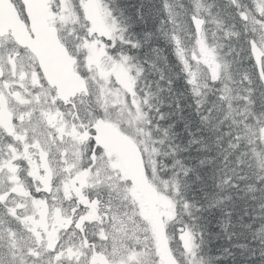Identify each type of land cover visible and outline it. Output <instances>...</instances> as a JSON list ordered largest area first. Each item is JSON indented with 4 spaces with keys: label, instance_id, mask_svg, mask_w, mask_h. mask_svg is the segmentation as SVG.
<instances>
[{
    "label": "snow or ice",
    "instance_id": "snow-or-ice-1",
    "mask_svg": "<svg viewBox=\"0 0 264 264\" xmlns=\"http://www.w3.org/2000/svg\"><path fill=\"white\" fill-rule=\"evenodd\" d=\"M230 4L227 27H217L232 38L231 65L206 43L200 0L188 15L195 66L176 54L194 95L202 75L205 86L222 85V99L231 91L225 81L238 80L255 116L256 92L264 91V0ZM87 21L99 38L85 37L83 55L55 31L4 38L11 47L0 52V264H178L167 231L173 213L157 207L173 202L146 165L132 163L136 149L124 125L140 120L141 109L130 58L108 50L115 23ZM254 134L264 139L258 118ZM181 238L191 251L190 234Z\"/></svg>",
    "mask_w": 264,
    "mask_h": 264
},
{
    "label": "trees",
    "instance_id": "trees-1",
    "mask_svg": "<svg viewBox=\"0 0 264 264\" xmlns=\"http://www.w3.org/2000/svg\"><path fill=\"white\" fill-rule=\"evenodd\" d=\"M136 3H139V5H137ZM132 4H134V7L131 8L129 11L124 7V6H130ZM117 5H119V10H118V13L120 14L119 16H120L122 21H125L124 23H125L126 27L129 29V32L134 36H136L135 33H141L140 39H139L140 42L142 41L144 34L147 32L154 33V30H156V29L161 30L162 31V38H164V36H165L164 31L165 30H171V50H170V48L169 49L164 48L168 52L165 50H163V52L160 51L163 54H165L164 56L167 58L168 61L171 59L168 63V65L171 66V71H169L170 73L168 72L167 74L168 75H170V74L175 75V79L171 78L168 82L164 79L168 84L171 85V98L168 101V103H170V105H171V115L168 119L164 117L166 122L162 121L160 123H161V126H163V127L165 125V130H166V127L168 128V130H166L167 134L165 137L166 144L176 143L178 141V139L180 138V134L177 133V130L182 131L186 135L188 134V132L191 133L192 131L195 130L194 128L191 127V123H193V124L196 123V121H195L196 116H195V111H194L195 106H194V104H192L194 102L192 100H190L185 95L184 88L179 83L178 77L176 75L177 70L179 68H181L182 66L178 60V57L176 56V53H175L174 43H175L176 39L174 37L176 36V31H175L174 23L169 18L167 10L165 8V5H166L165 0H153L152 4L150 2H148L146 4V3H144V0H131V1L130 0H119ZM215 7L217 8V10H225L227 7V3L224 1H220V2L215 3ZM136 10H139V12L141 13L140 17H141V20L144 23L145 27L137 24V22L135 20V15H134V12ZM145 11L146 12L150 11L148 13L150 15L145 14ZM127 13L129 14V16H131L130 18H128L129 20L125 16V14L127 15ZM143 14H144V16H143ZM188 33L190 36L195 35L194 32L192 31V29H190V28L188 29ZM147 34H151V33H147ZM154 39H155V37L153 35V37L150 38L149 41L146 42V44H142V42H141V44L145 48L148 56H151V54H153V56L157 55V53H155V52H157V48H154L152 51H150V49H149L150 44L153 47ZM164 41H165V39H164ZM156 43H158V40H155V44ZM163 47H164V45H163ZM154 53H155V55H154ZM141 56H142V60L140 59V57L138 55L135 61L143 62L144 56L143 55H141ZM153 58L155 59V57H153ZM146 63H145V65H146L145 72L143 75L145 84H147L148 80L153 84H155V83H157L156 85L160 84L158 81L159 80L158 78H163V76L166 73L163 70L157 69L156 65L158 63H154V62H146ZM148 64L152 67V69H151L152 71L149 69ZM152 75H154L155 78H151ZM167 83H165L163 86H166ZM151 91H152V95H154V97L156 98L154 102H155L159 112L162 114L161 108H162L163 103L160 102L161 91H159L156 88H153ZM161 99H162V101H165V104H166V99L165 100L163 98H161ZM175 114L179 115V120H177V116ZM181 127H182V129H181ZM216 136L217 135H211V137L208 138L205 135V138H207V139L204 140V143H208L210 145H215L216 140L214 138ZM221 142H223V140ZM190 143H193V142L191 141ZM185 149H188L187 146L184 147L183 151H185ZM220 150H216L215 152H212L211 154L207 153L206 155H201V156L197 157L192 152V148H191V153H189L187 160H186V163L190 164L189 167L191 168L190 174L184 179L185 181H187V183L184 185V188L186 191H188V193L190 195L189 201L192 203L193 201H196V200H203V201L207 202V206L209 208L213 209V212H211V213L210 212H202V213L198 212V225H199L200 229L202 230V232H204V235H206L205 258H207V259L211 258V260L216 259V261L212 262V264H214V263H216V264H228V263L229 264H234V263L235 264H241V263L242 264H248V263L253 264L254 262H255L254 264H263L264 263V259H263L264 258V245H262V244H264V227H262V229H263L262 233H259L258 230L254 231L253 227H252L253 226L252 222L254 221V219H252V218L249 219L250 224H251L250 228H248L244 225V220H245L244 215L258 214L259 206L256 204L255 201L251 200L248 196H244V193L241 192L240 198L237 200H233V203L231 206L223 208V209H228V213H227L228 217H229V215L234 214L236 216L241 217L242 219H233V220L230 219L229 220V222H230L229 226L232 229V235L227 236V238L223 234L220 235V233L222 231H219V229L221 228V226H220L221 224H219V222L222 221V217L224 215L222 213L223 211L222 212L216 211V209L218 207V200L217 199L218 198L221 199V195H222L221 189L218 186L221 185L223 183V181H225V180H227L230 185H231V183H233L235 185L239 184L238 179L234 178L233 175H229L227 177L224 176L223 178H221L223 176V171L220 172L221 168H224L227 166L228 161L230 160V157H229V154L227 153V151H225L226 149L222 148V151H220ZM200 153H201V151H200ZM214 156H215V160H216L215 162L204 163L203 167L199 165L201 160H205L207 157L212 158ZM200 158H202V159L199 161V163L197 165V160ZM170 168H171V163H170ZM171 169H174L176 173L180 172L179 167H177L175 165H172ZM240 173H242V174H240ZM240 173L237 175H238L239 180H240L239 186L242 187L244 184V181L247 180V174L245 171L244 172L242 171ZM219 178H221V179H219ZM241 178H243V179H241ZM231 181H233V182H231ZM248 182L250 185L252 183L258 185V183H259L258 180H256L255 182H253V181H248ZM248 191L250 193H254V192H256V187H251ZM241 197H243V198H241ZM197 207H199V205H197ZM240 223H241V225H240ZM240 227H241V229H240ZM244 231H246V233ZM218 235H219L218 243H217L218 246L216 244H214V242L212 240L211 241L209 240L207 243V236H210L211 238H216ZM246 235H248V236L251 235V236L248 237ZM252 236H254V237H252ZM223 237L225 239H223ZM232 237H233V239H232ZM244 237L246 238L245 240H243ZM228 238L230 241L226 240ZM220 243L226 244V245H224V248L219 247V245H221ZM230 246L233 248H231ZM243 250H244V252H243ZM230 254H231V256H230ZM218 256H220V258H218ZM243 256H245L246 258ZM256 256H257V258H255ZM241 258L243 261L240 260ZM249 258H251V260ZM239 260H240V262L241 261L242 262L240 263ZM253 260H255V261H253Z\"/></svg>",
    "mask_w": 264,
    "mask_h": 264
},
{
    "label": "rangeland",
    "instance_id": "rangeland-1",
    "mask_svg": "<svg viewBox=\"0 0 264 264\" xmlns=\"http://www.w3.org/2000/svg\"><path fill=\"white\" fill-rule=\"evenodd\" d=\"M119 1V0H118ZM131 1V0H130ZM168 1V9L171 12V21L175 23V26H177L178 29V35H176L174 38L177 41V49L179 48L180 50L185 52V56H187L189 59L187 60H191V62L193 63V65L195 66V62L192 61V57H193V50L195 48V39L197 37L194 36V39L192 40V37L189 35L188 33V23H187V19L184 18L183 16H185L186 14H188L187 12H184L182 10H180L177 7V2L176 0H167ZM191 1V5L194 3V0H190ZM147 2H150L151 4L153 3V0H144V3L147 4ZM176 2V3H175ZM200 2L203 5L202 0H200ZM137 5H139V3H136ZM102 6V7H101ZM204 6V5H203ZM128 11L134 7V4L130 5V6H124ZM204 8H206L204 6ZM207 12L205 11H201L199 13L200 18L202 19H206V22L208 24V28L203 29L204 31V35H205V40L206 43L210 46H216L214 43V39H213V35L217 34L216 36L219 38H225L222 29H218L217 27V21L215 19V22L213 21V14L211 12V10H209V8H206ZM109 10L106 8V6L103 4V2L101 0H96V11L95 13H93L92 17H95L96 22L98 27H102L105 24H108L110 21L112 23H115L116 25V31H115V35L116 36H126V31L125 29L113 18L111 12L109 13V15H106L105 13L108 12ZM175 11V12H174ZM150 11L145 12V14H148ZM185 13V14H184ZM140 12L139 10H136L134 12L135 15V20L137 22V24L144 26V23L141 20L140 17ZM150 15V14H148ZM175 15V16H174ZM126 18H130L131 16H129V14L127 13V15L125 14ZM144 16V14H143ZM129 20V19H128ZM178 21V22H177ZM215 26L216 27V31L214 33H212L210 30L211 28L209 26ZM133 26V25H132ZM219 32V34H218ZM147 33H151V34H147ZM144 34L143 39H142V44H146L147 41H149L150 38L155 37L154 41H153V47L151 46V44L149 45V49L150 51H152L154 48H157L161 51H163L164 48L169 49V47H171V30H165L164 31V38H162V31L161 30H154V33L152 32H147ZM137 40L140 39V34L141 33H135ZM97 35H99V33H97ZM130 39V38H129ZM165 39V42H164ZM155 40H158V43L155 44ZM131 43H135L133 40H130ZM131 43H126V47H130ZM164 45V47H163ZM103 46V45H100ZM217 47V46H216ZM217 51L220 55V51H223L225 49L219 48L217 47ZM228 49V48H227ZM177 52V50H176ZM157 53L156 56H153V54H151L150 58L149 56H147V61L149 62H154V63H158L156 65L157 69L159 70H163L166 74L163 76V78H160L158 81L160 84L156 85L153 84L151 82H149V80L147 81L146 84V88L148 90H152L153 88L158 89L159 91H161L160 94V102L163 103L162 105V115L164 114V116L162 117V119L160 120V122H166L165 118H169L171 115V105L170 103H168V101L171 98V85L168 84L167 82L172 78L175 79V75H168L167 73L169 71H171V68L168 65V60L167 58L164 56V54L162 52H155ZM154 53V55H155ZM233 53L230 52V48L228 49L227 53L225 55H220L224 61L227 62L226 58L231 56ZM162 55V56H161ZM197 55H198V50H197ZM155 57V59L153 57ZM140 59L142 60V56L139 55ZM147 64V63H146ZM164 64V65H163ZM134 65V67H132ZM130 67H131V71L129 72V75L132 76L135 79L134 74L136 72H140L142 75V67L134 62L130 63ZM149 69L151 70L152 67L148 64ZM230 71V69H229ZM231 73V72H230ZM165 77V78H164ZM151 78H155L154 75L151 76ZM206 78L205 76H201L200 82L198 83V87H200V91H201V95L200 96H196L194 95L196 98H198L199 100H201V102H203V88L205 87V82H206ZM167 81H165V80ZM208 79V78H207ZM136 83H138V81L135 79ZM165 83L166 86H163ZM225 83H228V87L231 89L230 92H237V94L233 95V97L235 98V100L239 103V106L237 108L236 114L235 116L238 118V123H237V127L235 129V131L237 130L238 126L240 124H242L243 126H245L246 130H244V135H240L241 138L239 137L240 141H243L245 143H247V146L249 147H253L256 145V143L261 144L262 141H264V139H259L255 134H254V126H255V121L256 119H260V120H264V116L262 115H253V104H249V102L247 100H243L241 99V97L247 95V93L244 91V89L238 88V89H233L231 86L233 85V83L229 82V81H225ZM136 85H134V91L136 88ZM160 85V86H159ZM216 88L217 90H221L222 89V85L221 84H216ZM131 93H128V97L131 99L132 97L130 96ZM162 96V97H161ZM166 99V104L164 101H162V99ZM135 100L136 102L139 104L141 112L144 106H147L148 100L144 99L143 100V106H141L140 102V98L139 96L136 94L135 96ZM258 100V99H257ZM256 104V101H255ZM256 107L254 106V109ZM261 107H258V109H260ZM169 111V112H168ZM166 112V113H165ZM256 114V113H255ZM177 120H179V115L177 114ZM165 117V118H164ZM143 120H144V115L141 114V119L138 121H134L130 126L127 124V122H125L124 127L126 128V130L130 131L132 133V136L135 137L137 140L140 141V143H145L144 146V153L146 155V159H147V164L149 165L151 172L153 173L154 177H156V171H155V167H154V163H153V158L156 155V152L150 147V142H149V133L145 132V130L143 129ZM152 120H155L154 123H157V119L153 118ZM196 123L193 124L191 123V127L194 128L195 130L192 131L191 133L188 132V134L186 135L185 133H183L182 131H178L177 133L180 134V138L178 139V141L176 143H173L174 147H186L188 149H185V153L187 155H189V153H191V148H192V152L195 154V156L199 157L201 155H206L211 154L212 152H215L216 150H222L221 148V138H217L215 144L216 145H208V143H204V140L207 139L206 137H211V134H209V130L208 127L201 121V120H195ZM159 126L161 127V123L159 124ZM165 128V125H164ZM182 129V127H181ZM166 130H168V128L166 127ZM216 131H218V129H216ZM156 132L158 133L159 137L165 136V134L163 133V131L159 130V128L156 129ZM227 136V135H226ZM250 136V137H249ZM193 143H190V142ZM253 142V143H252ZM171 144V143H170ZM189 145V146H188ZM206 149V150H205ZM220 150V151H221ZM201 151V153H200ZM227 153L229 154V156H233L231 161H228V167H224L221 168L220 172H229L233 175L234 178L238 179L239 184H240V180L237 174H239L240 172L244 171L243 169L246 168L245 166H235V164L233 163L236 160V156L230 152L228 150H226ZM215 155V154H214ZM256 155L257 157L264 162V152H261L260 150L256 151ZM180 159L183 158L182 154H179ZM202 158L197 160V165L199 163V161ZM212 159V160H211ZM215 156L212 158H206L204 160V163H210V162H215ZM190 164L186 165V168L189 167ZM200 166L203 167V165H201L199 163ZM172 167V164H171ZM224 176H222L221 178H223ZM219 178V179H221ZM218 180V179H217ZM238 184V185H239ZM243 184V183H242ZM249 190V189H248ZM240 191L238 190V188L236 187L235 191L233 192V200H237L240 198ZM218 201L220 200L219 198L217 199ZM161 212L162 213H167L168 210L161 205ZM264 210H261L259 208V212L258 214H247L244 215V225L248 228L251 227L250 224V220L249 219H254V220H259L260 214L261 212ZM223 217H222V221L219 222V224H221V228L219 229V231H222L220 234L227 236L232 235V229H229V220H233V219H242L239 216H236L234 214L227 215L228 213V209H223ZM166 219V216H164ZM233 217V218H232ZM229 218V219H228ZM225 227V228H224ZM259 233L263 232L262 227L259 228L258 230ZM219 236V235H218ZM218 236L216 238H211L210 236H207V243L208 241L212 240L214 241V244L217 245L218 243ZM224 245L226 244H221L219 245V247H224ZM264 245V244H262ZM190 246H191V251H189L188 246H186L184 244V242L182 241V246L180 247V249L176 250V253L178 254L179 257H182L183 254L189 255L194 247L193 241L190 240ZM211 257V256H210ZM216 258V257H215ZM218 258H220V256H218ZM216 260H211V258L209 259V264H212V262H215ZM188 264H199L196 263L194 261V257L191 256V258L188 261Z\"/></svg>",
    "mask_w": 264,
    "mask_h": 264
},
{
    "label": "clouds",
    "instance_id": "clouds-1",
    "mask_svg": "<svg viewBox=\"0 0 264 264\" xmlns=\"http://www.w3.org/2000/svg\"><path fill=\"white\" fill-rule=\"evenodd\" d=\"M109 9L111 10L112 15H117L119 10V5H113L111 3L108 4ZM89 22L84 19L83 14L80 15V20L78 25L73 30L75 35L73 36L69 33V37L65 38L64 43L68 47L70 51L76 50L78 47L80 48L81 55H83L82 44L85 42V37H91L92 39H98L99 37H92V34L88 31ZM105 43L108 45V50L111 55L116 56L120 52H123L130 58V63L135 61L138 55H147L145 52H141L142 44L139 40L135 43H131L129 37L127 36H116L115 40L112 42H108L107 40ZM126 43H131L130 47H126ZM113 45H115L113 47ZM150 58V56H149ZM87 75V72H84ZM178 77L179 83L183 86L185 95L192 100L196 105H200L201 100L195 99L192 95L191 88L186 82V76L184 75L182 67L177 70L176 73ZM135 79L140 81L143 79V76L140 72H136L134 74ZM136 87H139V83H137ZM259 87V86H258ZM255 101L258 99L262 106H264V91H261V95L259 97L254 98ZM249 104H252L249 101ZM264 121V120H262ZM236 148L237 146H233ZM256 149H259L261 152H264V141L261 144L255 145L253 147L247 148L248 156L254 154ZM245 156V150L241 149L240 151L236 152V160H241V157ZM247 167L243 170L247 174V180L244 181L243 186L239 185H230L227 180L223 181L221 185L218 187L221 189V199L218 201V207L216 211H223V208L229 207L233 203V192L232 188L237 187L238 190L244 193V196H248L251 200L255 201L256 204L259 206L261 210H264V169L257 170L255 160L249 159L245 157V161ZM171 162H165V166H159L157 168L156 177H155V184L158 188V191L162 195L167 196L174 205V215L172 220L168 221L167 224V231L172 239V246L174 250L180 249L182 246V238L177 233V226L178 224H183L184 226H189V218L194 215V213L189 211V208H195L197 212H213L212 208L207 206V202L203 200H196L193 201L192 204H189L190 195L188 191L185 190L184 185L187 183L185 180H181L177 177L176 172L174 169L170 168ZM146 167L151 172L149 165L146 163ZM259 180L257 184H249L248 181L255 182ZM243 179V178H241ZM251 187H256V192L250 193L248 189ZM243 198V197H241ZM199 205V207H197ZM253 230L257 231L260 227H264V211L261 212L259 220H254L253 222ZM178 264H185V261L177 256Z\"/></svg>",
    "mask_w": 264,
    "mask_h": 264
},
{
    "label": "bare ground",
    "instance_id": "bare-ground-1",
    "mask_svg": "<svg viewBox=\"0 0 264 264\" xmlns=\"http://www.w3.org/2000/svg\"><path fill=\"white\" fill-rule=\"evenodd\" d=\"M176 2H177V0H176ZM176 2H175V3H176ZM190 2H191V1H190ZM126 3H127V2H126ZM147 3H148V2H147ZM140 5H141V4H140ZM152 6H153V5H152ZM221 6H222V5H221ZM139 7H140V6H139ZM139 7H138V8H139ZM142 9H143V8H142ZM218 9H219V8H218ZM144 10H145V9H144ZM145 12H146V11H145ZM174 12H175V11H174ZM184 14H185V13H184ZM174 16H175V15H174ZM174 22H175V21H174ZM177 22H178V21H177ZM156 28H157V27H156ZM189 28H190V27H189ZM190 29H192V27H191ZM192 31H193V30H192ZM193 32H194V31H193ZM144 33H145V32H144ZM194 34H195V33H194ZM141 37H142V36H141ZM142 39H143V38H142ZM141 42H142V41H141ZM164 42H165V41H164ZM148 43H149V42H148ZM169 48H170V50H171V47H169ZM146 49H147V48H146ZM163 50H165V49H163ZM140 51L146 53V50H145V48H144L143 46H142V49H140ZM157 51L160 52L161 50L157 49ZM165 51H167V50H165ZM162 52H163V51H162ZM167 52H168V51H167ZM167 52H166V53H167ZM164 55H165V54H164ZM143 56H144V61H143V63L145 64L146 62H149V61H147V56H148V55H143ZM161 56H162V55H161ZM170 60H171V59H170ZM170 60H169V61H170ZM169 61H168V62H169ZM163 65H164V64H163ZM169 66H170V65H169ZM170 68H171V66H170ZM151 71H152V70H151ZM169 73H170V72H169ZM172 73H173V72H172ZM160 74H161V73H160ZM163 74H164V73H163ZM164 78H165V77H164ZM158 79H160V78H158ZM150 80H151V79H150ZM153 81H154V80H153ZM153 81H152V82H153ZM149 82H150V81H149ZM154 82H155V81H154ZM135 84H137V83H135ZM155 84H157V83H155ZM159 86H160V85H159ZM161 97H162V96H161ZM185 99H186V98H185ZM164 100H165V99H164ZM164 102H165V101H164ZM181 105H182V104H181ZM173 109H174V108H173ZM181 110H182V109H181ZM161 111H162V109H161ZM168 112H169V111H168ZM165 113H166V112H165ZM163 115H164V114H163ZM175 115H176V114H175ZM180 116H181V115H180ZM152 121L154 122L155 120H152ZM158 128H159V130L163 131V133L165 134V136L162 135V137L165 138V137H166V134H167V131L165 130V128H164L163 126H161V127L158 126ZM242 135H244V134H242ZM242 135H241V136H242ZM249 137H250V136H249ZM211 140H212V139H211ZM223 141H224V140H223ZM206 142H207V141H206ZM208 145H209V144H208ZM215 145H216V144H215ZM223 149H224V148H223ZM205 150H206V149H205ZM221 151H222V150H221ZM225 151H226V150H225ZM220 155H221V154H220ZM223 155H224V154H223ZM215 166H216V165H215ZM171 168H172V167H171ZM187 168H188V167H187ZM195 169H196V168H195ZM216 170H217V169H216ZM243 172H244V171H243ZM240 174H242V173H240ZM195 175H196V174H195ZM207 175H208V174H207ZM245 175H246V174H245ZM242 176H243V175H242ZM199 178H200V177H199ZM231 182H233V181H231ZM231 184H232V183H231ZM252 184H253V183H252ZM206 185H207V184H206ZM232 218H233V217H232ZM229 223H230V222H229ZM238 224H239V223H238ZM240 225H241V223H240ZM203 226H204V225H203ZM234 226H235V225H234ZM238 227H239V226H238ZM252 227H253V226H252ZM224 228H225V227H224ZM229 228H230V227H229ZM243 228H244V227H243ZM245 228H246V227H245ZM230 229H231V228H230ZM240 229H241V227H240ZM237 230H238V229H237ZM213 232H214V231H213ZM236 232H237V231H236ZM240 232H241V231H240ZM244 232L246 233V231H244ZM244 232H243V233H244ZM249 232H250V231H249ZM203 233H204V232H203ZM233 233H234V232H233ZM241 233H242V232H241ZM245 233H244V234H245ZM251 233H252V232H251ZM220 235H221V234H220ZM239 235H240V234H239ZM248 235H249V234H248ZM248 235H246V236H248ZM254 235H255V234H254ZM222 236H223V235H222ZM242 236H243V235H242ZM244 236H245V235H244ZM250 236H251V235H250ZM250 236H248V237H250ZM218 237H219V236H218ZM248 237H247V238H248ZM252 237H254V236H252ZM255 237H256V236H255ZM226 238H227V237H226ZM234 238H235V237H234ZM221 239H222V238H221ZM223 239H225V238L223 237ZM232 239H233V237H232ZM245 239H246V238L244 237L243 240H245ZM256 239H257V238H256ZM226 240H229V238L226 239ZM224 241H225V240H224ZM229 241H230V240H229ZM235 241H236V240H235ZM235 241H234V242H235ZM213 242H214V241H213ZM227 242H228V241H227ZM211 243H212V242H211ZM223 243H224V242H223ZM232 243H233V242H232ZM232 243H231V244H232ZM205 244H206V243H205ZM220 244H221V243H220ZM228 245H229V244H228ZM217 246H218V245H217ZM230 247H231V246H230ZM230 247H229V248H230ZM215 248H216V247H215ZM215 248H214V249H215ZM223 248H224V247H223ZM231 248H233V247H231ZM218 249H219V248H218ZM215 250H216V249H215ZM216 251H217V250H216ZM224 252H225V251H224ZM243 252H244V250H243ZM249 252H250V251H249ZM251 252H252V251H251ZM253 252H254V251H253ZM257 252H258V251H257ZM261 252H262V251H261ZM230 253H231V252H230ZM247 253H248V252H247ZM259 253H260V252H259ZM259 253H258V254H259ZM261 254H262V253H261ZM241 255H242V254H241ZM222 256H223V255H222ZM230 256H231V254H230ZM239 256H240V255H239ZM250 256H251V255H250ZM243 257H245V256H243ZM243 257H242V258H243ZM232 258H233V257H232ZM242 258H241L240 260H242ZM245 258H246V257H245ZM247 258H248V257H247ZM255 258H257V256H256ZM212 259H213V258H212ZM249 259L251 260V258H249ZM260 259H261V258H260ZM263 259H264V258H263ZM215 260H216V259H215ZM231 260H232V259H231ZM240 260H239V262H240ZM212 261H213V260H212ZM236 261H237V260H236ZM242 261H243V260H242ZM242 261H241V262H242ZM253 261H255V260H253ZM258 261H259V260H258ZM241 262H240V263H241ZM245 262H246V261H245ZM248 262H249V261H248ZM259 262H260V261H259ZM259 262H258V263H259ZM262 262H263V261H262ZM252 263H253V262H252ZM254 263H255V262H254ZM254 263H253V264H254ZM214 264H216V263H214ZM228 264H229V263H228ZM234 264H235V263H234ZM241 264H242V263H241ZM248 264H249V263H248ZM263 264H264V263H263Z\"/></svg>",
    "mask_w": 264,
    "mask_h": 264
},
{
    "label": "flooded vegetation",
    "instance_id": "flooded-vegetation-1",
    "mask_svg": "<svg viewBox=\"0 0 264 264\" xmlns=\"http://www.w3.org/2000/svg\"><path fill=\"white\" fill-rule=\"evenodd\" d=\"M3 44H4V43H3ZM5 47H11V45L6 43V44L4 45V47H3L2 49H0V52H3L4 49H5Z\"/></svg>",
    "mask_w": 264,
    "mask_h": 264
}]
</instances>
